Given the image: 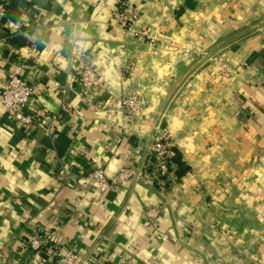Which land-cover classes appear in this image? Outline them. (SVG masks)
I'll return each mask as SVG.
<instances>
[{
  "label": "crops",
  "instance_id": "obj_1",
  "mask_svg": "<svg viewBox=\"0 0 264 264\" xmlns=\"http://www.w3.org/2000/svg\"><path fill=\"white\" fill-rule=\"evenodd\" d=\"M119 1L15 0L0 21V91L20 66L40 119L9 117L0 97V264L68 250L95 264H264V0H130L128 27ZM133 93L147 104L130 116ZM162 128L190 166L179 180L98 187L92 170L145 165Z\"/></svg>",
  "mask_w": 264,
  "mask_h": 264
},
{
  "label": "built area",
  "instance_id": "obj_2",
  "mask_svg": "<svg viewBox=\"0 0 264 264\" xmlns=\"http://www.w3.org/2000/svg\"><path fill=\"white\" fill-rule=\"evenodd\" d=\"M9 0H0V21L6 16V5ZM140 11L134 6L130 0H120L114 11V16L119 24L124 27L131 26L137 20ZM222 68H225L223 66ZM227 69V68H226ZM229 74V70H225ZM78 79L82 94L88 96L91 90L98 84V79L94 69L90 65H84L78 71ZM264 84V78H263ZM55 86L62 89V84L55 81ZM35 93L34 85L23 76L21 67L16 66L7 76L2 79L0 97L2 105L6 113L11 118L21 121L26 126H34L40 119L38 113L32 111L34 105L33 95ZM127 114L134 116L138 111H141L147 104L145 97L133 93L126 96L124 99ZM45 117L56 119L57 115L45 112ZM161 135L155 139L149 147L148 153L153 159H148L145 165L133 166L123 165L120 167L115 178H110L106 170L98 167L90 172V176L95 180L101 190H107L124 181H139L149 177V182H155V178L159 175H170V167L175 166V163L167 156L171 154L170 146L168 145L167 131L162 128ZM146 166V167H145ZM152 166V169L150 168ZM147 176V178H146ZM160 209L157 207L148 208L146 211V224L154 222L159 215ZM49 238L48 234H38L30 237L26 243L28 250L36 251L40 249ZM55 264H95L90 256L80 255L73 250H68L58 254Z\"/></svg>",
  "mask_w": 264,
  "mask_h": 264
},
{
  "label": "trees",
  "instance_id": "obj_3",
  "mask_svg": "<svg viewBox=\"0 0 264 264\" xmlns=\"http://www.w3.org/2000/svg\"><path fill=\"white\" fill-rule=\"evenodd\" d=\"M14 1L15 0H10L7 5H6V16L3 17L2 19H6V17L8 16V14L10 13L11 9L14 6ZM153 159V157L151 156L150 153L147 154V160L148 159ZM167 159L173 161L175 163V166L170 167V172H173L176 177L177 180H179L189 169L190 166L189 164L185 163L182 159V155L180 153L179 150L175 149L173 154H170L169 156H167ZM152 169V166L150 167ZM171 178L169 175L167 174H163V175H159L157 178H155V182L154 185H162L164 187H166L169 183H171Z\"/></svg>",
  "mask_w": 264,
  "mask_h": 264
}]
</instances>
